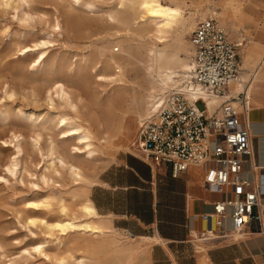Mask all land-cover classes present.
I'll use <instances>...</instances> for the list:
<instances>
[{
	"label": "rangeland",
	"instance_id": "1",
	"mask_svg": "<svg viewBox=\"0 0 264 264\" xmlns=\"http://www.w3.org/2000/svg\"><path fill=\"white\" fill-rule=\"evenodd\" d=\"M81 3L94 8L73 0H0V264H129L131 238L109 226L104 235L95 236L83 227L62 231L57 224L90 221L81 204L91 196L93 184L107 177L102 172L118 153L133 154L138 117L150 110L156 96H164L159 90L148 93L156 85L150 52L154 32L147 35L154 24L141 32L147 25L124 22L125 9L118 0ZM164 3L178 7L186 23L184 28L181 21L174 24L157 44L169 56L170 67L184 61L189 66L192 32L200 20L214 16L225 25L230 41L243 45L237 48L242 76L251 75L250 67L264 54V18L252 23L241 16L242 1ZM128 48L137 54L122 70L109 66L111 57L126 55ZM249 53L253 57L247 66ZM173 71L174 77L186 70ZM118 98L128 102L112 108L111 100ZM198 107L204 108L201 103ZM108 109L113 121L123 119L119 125L114 122L115 141L107 140L93 120L104 123ZM89 117L90 123H83ZM62 118L69 128L83 124L94 132V158L73 154L76 141L61 139Z\"/></svg>",
	"mask_w": 264,
	"mask_h": 264
},
{
	"label": "built area",
	"instance_id": "2",
	"mask_svg": "<svg viewBox=\"0 0 264 264\" xmlns=\"http://www.w3.org/2000/svg\"><path fill=\"white\" fill-rule=\"evenodd\" d=\"M190 42L189 69L176 77L181 80L178 86L151 102L134 147L144 161L168 166L173 178L192 166L204 168L205 186L222 195L212 214L203 215L209 224L204 239L214 238L217 231L222 237L241 235L255 226L264 234V182L243 177L254 149L249 86L239 92L232 89L241 81L238 46L214 16L196 24ZM211 99H223L212 112Z\"/></svg>",
	"mask_w": 264,
	"mask_h": 264
},
{
	"label": "crops",
	"instance_id": "3",
	"mask_svg": "<svg viewBox=\"0 0 264 264\" xmlns=\"http://www.w3.org/2000/svg\"><path fill=\"white\" fill-rule=\"evenodd\" d=\"M232 1L243 2L240 15L252 23L264 18V0ZM251 57V53L245 57L247 66ZM250 69L251 75L243 77L245 81L249 77L244 85L250 86L248 123L254 155L246 159L243 177L263 183L264 54ZM242 72L241 66V76ZM117 156L102 172L107 177L93 184L89 200L107 230L111 227L132 238L129 264H264V234L255 230L257 226L242 237L235 233L222 237L217 231L214 238H203L209 225L203 215L212 214L214 203L222 199L205 186L203 167L192 166L173 178L168 166L152 165L127 152ZM262 219L264 223V215Z\"/></svg>",
	"mask_w": 264,
	"mask_h": 264
},
{
	"label": "bare ground",
	"instance_id": "4",
	"mask_svg": "<svg viewBox=\"0 0 264 264\" xmlns=\"http://www.w3.org/2000/svg\"><path fill=\"white\" fill-rule=\"evenodd\" d=\"M73 1L79 5H84L88 10H92L94 8L92 3L82 4L81 0H73ZM164 1L165 0H118V5L121 8L123 7L125 9L124 13H123V17H122V20L124 22H127L128 24H134V25H139V24L147 25L146 27H144L143 29L140 30L141 32H147L148 31L147 27L149 28V25L151 23L154 24V27L150 28L151 30H149L147 32V35L150 32H154V35H153L154 39L151 38V40H150L151 46H152V48L150 49V52L153 53V59H154L155 65H156V67H155L156 85L152 88L151 91L148 92V93H150V95H152V93L157 92V90H159L162 93H165L166 89L169 87V83L174 82V84H172V85H174V87L178 86L181 83V80L176 79V77H179L180 75L177 74L176 76L173 77V75H174L173 69L178 68V67H180L184 71L189 69L187 62H185V61L177 63L178 64L177 67H170L168 65L169 64V62H168L169 56L167 57V55L163 54L157 47L158 43L161 44L163 41H165L164 38H165L166 34L168 33V31L172 28V26L174 24L178 23L179 21H181V19H182V17H181L182 11L178 7H172V6L166 5L164 3ZM185 21H187V19ZM178 26H179V24H178ZM181 26L183 28L186 27V23H184V21H183L181 23ZM125 42L126 41L124 40L122 43H125ZM236 44H237V46L242 47V45L240 43H236ZM190 45H191V42H190ZM158 46H159V44H158ZM23 50L26 51L27 49H23ZM136 54H137L136 49L128 48L126 51V55H123L121 57H111L108 60V64L111 67L116 66L117 68L122 70V65L124 64V62L132 59ZM120 70L118 72H120ZM173 79H174V81H173ZM244 83H245V78L242 76L241 81L237 84V86L234 90L240 91L241 88L244 87ZM150 97L152 98V96H150ZM118 99L119 100H115V99L111 100L110 105L112 108H116V107L121 108L123 104L128 102V100L126 98H123V99L118 98ZM222 100L221 99L209 100L208 105H209L210 112H212L214 110V108L222 102ZM148 113L150 114V110L145 109L144 114H142V116L143 115H146V116L145 117H142V116L138 117L140 119L142 117L141 120L139 119L140 123L149 116ZM110 115H111V110L108 109L107 114H105V122L104 123L102 122L103 120H101V119L100 120L97 118L93 119L90 117H89V120L84 119L83 123L89 124L90 119L95 120V123L99 127H101V129L103 130L101 132V134L103 136L105 135V138L107 140L111 139V141H115L117 136H114L111 133H114L115 130L117 129V125L115 126V124L117 123L119 125L120 123H122L123 119L118 118L115 121H113L111 119ZM114 122H116V123H114ZM70 124H71V122H70ZM59 125H60L59 126L60 128H65L64 131L61 133V136H62L61 139H63V140H68V139L72 140L73 139L76 141L77 146L72 148L73 154H76V155L77 154L78 155L86 154L88 156L87 158H94V152L91 150V147H92V140L95 139L96 137L93 135V133H94L93 131H92L93 132L92 133L89 128L83 127V124L78 125L77 127L69 128V122L65 118H62L60 120ZM104 125L107 126L105 130H104ZM134 146H135L134 144H132V146H131V148L133 150V154L139 156L140 154L138 153V151L136 150V147H134ZM55 149H57V148H55ZM129 150H130V148H129ZM94 151H95V149H94ZM71 169L73 171L75 170L76 172L78 170L72 165H71ZM81 213H82L84 218H87L90 221H87L86 223H83L81 225L80 224L76 225L75 222H73V219H70L68 221L58 223L57 228H59L62 231H66V230L75 229L77 227H83L86 230H88L89 232H91L92 235H95V236H101V235H104L106 233L105 231L107 230V227L104 225L102 218L98 215L96 208L93 206V204H92L91 200H89V198L86 199L81 204ZM235 235L241 236L240 234H235ZM129 260L131 261V257Z\"/></svg>",
	"mask_w": 264,
	"mask_h": 264
}]
</instances>
